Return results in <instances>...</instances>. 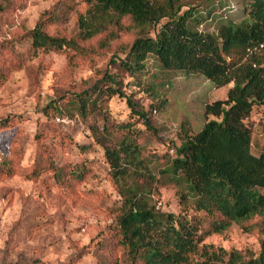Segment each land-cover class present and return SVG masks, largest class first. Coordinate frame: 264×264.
<instances>
[{
    "label": "trees",
    "instance_id": "trees-1",
    "mask_svg": "<svg viewBox=\"0 0 264 264\" xmlns=\"http://www.w3.org/2000/svg\"><path fill=\"white\" fill-rule=\"evenodd\" d=\"M84 2L86 9L77 18L74 36L50 35L46 27L55 19L44 16L27 35L31 49L80 51L83 42L101 37L107 44L131 28L134 39L126 60L110 61L119 72L141 75L152 58L165 75L196 74L216 88L232 85L225 99L204 107L205 118L212 120L182 139L172 150L173 157L154 170L142 157L134 123L110 125L107 120L108 104L118 98L125 101L135 120L152 130L147 113L125 93L117 75L103 73L88 90L65 103L79 117H101L93 138L104 152L121 200L112 229L124 264H264V150L252 153V133L246 124L254 109L264 107V0H242L238 22L222 13L223 0L217 6L207 1L201 10V5H184L179 0ZM216 10L220 13L214 32L200 30L213 20ZM157 89L153 84L150 92ZM52 108L59 116L63 113L60 107ZM8 121H1L0 128H6ZM112 132L122 133L121 138L114 139ZM45 162V166L33 164L27 180L50 175L56 186L66 188L87 175L83 165ZM14 174L12 161L2 158L0 177ZM164 187L175 191L179 213L163 212L157 206L154 196ZM232 224L257 235V255L205 243Z\"/></svg>",
    "mask_w": 264,
    "mask_h": 264
},
{
    "label": "rangeland",
    "instance_id": "rangeland-1",
    "mask_svg": "<svg viewBox=\"0 0 264 264\" xmlns=\"http://www.w3.org/2000/svg\"><path fill=\"white\" fill-rule=\"evenodd\" d=\"M179 1L201 5V10L207 1L217 6L218 0ZM223 2L222 13L238 22L242 0ZM85 9L84 0H0V122L9 120L6 128H0V163L2 158L12 161L15 171L12 177H0V264H124L112 229L121 200L104 152L93 138L101 117H79L65 106L70 97L88 90L105 72L117 75L125 93L147 113L152 130L135 120L125 101L118 98L109 102L107 120L110 125L134 123L142 157L154 170L173 157L172 150L182 139L212 120L205 118L204 107L225 99L232 86L216 88L196 74L165 75L152 58L141 75L119 72L110 61L126 60L134 39L131 28L107 44L101 37L83 42L80 51L31 49L27 35L44 16L55 19L46 27L50 35L69 39ZM219 13L216 10L213 20L200 30L214 32ZM153 84L158 87L155 93L150 92ZM53 105L61 108V116ZM246 124L252 133L251 151L257 154L264 150V107L254 109ZM112 134L114 139L122 136ZM47 160L58 166L83 165L87 175L66 188L56 186L50 175L27 180L33 164L45 166ZM154 200L163 212L180 211L171 188H159ZM205 243L254 255L259 252L257 235L235 224L223 234L209 236Z\"/></svg>",
    "mask_w": 264,
    "mask_h": 264
}]
</instances>
